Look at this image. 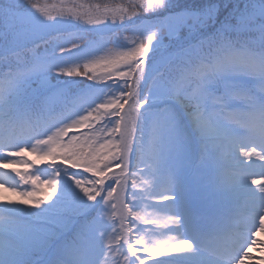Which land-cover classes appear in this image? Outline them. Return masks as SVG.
I'll return each instance as SVG.
<instances>
[{
  "label": "snow or ice",
  "instance_id": "snow-or-ice-1",
  "mask_svg": "<svg viewBox=\"0 0 264 264\" xmlns=\"http://www.w3.org/2000/svg\"><path fill=\"white\" fill-rule=\"evenodd\" d=\"M73 20L82 31L56 30ZM106 25L146 39L101 55L111 38L90 30ZM73 53L83 59L61 62ZM193 137L230 201L222 217L185 199L169 167ZM0 150V168L81 174L61 196L58 178L16 171L31 191L6 190L36 211L0 215V264H243L244 231L264 225V0H147L130 16L0 0ZM145 206L172 242H153Z\"/></svg>",
  "mask_w": 264,
  "mask_h": 264
},
{
  "label": "rangeland",
  "instance_id": "rangeland-1",
  "mask_svg": "<svg viewBox=\"0 0 264 264\" xmlns=\"http://www.w3.org/2000/svg\"><path fill=\"white\" fill-rule=\"evenodd\" d=\"M35 3L38 5L46 8L49 12H52L53 10L60 11L63 10L64 12H67L68 9H72L73 11H80L84 12L87 11L92 14H99L104 13L105 11L109 13H115L117 16L120 14H123L125 16L126 13H131V11H126L124 8H116V9H107V10H95L93 11L89 5L85 6L80 2V0H35ZM77 9V10H76ZM124 9V10H123ZM102 31L112 32L113 30L117 31V34H120L123 30L122 27H117L114 25H106L101 28ZM136 37L139 36L138 33H136L133 29L124 30L123 33V39L124 41H128L133 36ZM108 37V36H104ZM120 42V41H119ZM115 53L109 52L106 55H114ZM255 160V157H253ZM195 156L192 155V152L187 145V142L185 141L178 150L173 154V156L170 159V168L178 173L177 177L180 179V185L182 187L183 196L186 198V196L193 190H197L200 194L206 197L207 204L208 199L209 202L213 206V194H219L215 187L213 182L210 179L209 176V167L205 165H196L194 164ZM259 169V168H258ZM260 171V170H259ZM183 172V173H182ZM182 173V174H181ZM181 174V175H179ZM14 174L11 172L10 168H0V182H6L10 178H14ZM51 178L53 179L54 176L51 175ZM260 178V177H256ZM31 185V184H29ZM255 186V185H254ZM256 187V186H255ZM0 200L2 198L0 197ZM5 200L2 201L3 204H5ZM208 204V206H210ZM112 212V210H110ZM114 215V216H113ZM120 212L119 209L112 212V219L111 220H117L119 219ZM111 220L109 222H111ZM259 221L256 223L258 224ZM125 223H128L127 220H125ZM259 225V224H258ZM263 225L257 226L255 230L253 231V242H251L248 239H245L246 241V247L244 249L245 252L242 253L240 256V260L243 261V264H264V232L260 231V227ZM244 241V243H245ZM178 242V237H177ZM250 249V250H249ZM246 253V256L244 255Z\"/></svg>",
  "mask_w": 264,
  "mask_h": 264
},
{
  "label": "trees",
  "instance_id": "trees-1",
  "mask_svg": "<svg viewBox=\"0 0 264 264\" xmlns=\"http://www.w3.org/2000/svg\"><path fill=\"white\" fill-rule=\"evenodd\" d=\"M80 2L82 4H84L85 6L89 5L93 11L100 10V9L107 10V9H116V8L121 9V8H124L127 12L131 11V13H128V14L126 13L127 16H130L134 12H139L141 10V8L147 3V0H80ZM238 2L241 5H243L245 0H238ZM59 12L60 11H56V12H52L51 14L57 15ZM65 13H67V12H65ZM145 14H147L146 10H145ZM65 18H67V17H65ZM58 23L60 25H63L64 27L58 28L56 30L57 31H64L66 34L67 33H71V32H75V31H78V30H81V31L83 30L82 26L80 24L75 23V20H73V21H59ZM90 31H92L94 36H108V37L111 38V40L105 42V47H104V50L101 53V55H106L109 52H113V53L116 54V53H118L120 51L129 50L135 45V43L138 40L146 39V37H140V36H137V35L135 37L134 36L135 34H133V36L128 41V43H125V46L113 47L112 43L114 42V39H116L117 37H120V36L123 37L124 29L121 30L122 32H120V34H117L116 33L117 31H115V30H113L112 32L102 31L101 28L100 29H95V30H90ZM73 42H74V38L72 36H67V43L70 44V43H73ZM166 43H167V41H166ZM118 44H119V42H118ZM82 59H83L82 56H80V55H78L76 53H73V54L63 58L61 62L62 63L67 62V64L71 65V64L80 62ZM81 87H83L85 89H88V90H92L96 86L92 85L90 82H83L81 84ZM100 87H103V85H100ZM97 127L99 128V125ZM82 131H87V130H82ZM97 135H99V132H97ZM32 143L34 144L35 141H32ZM32 156H35V155H32ZM49 163H51V162L50 161L42 162V163H40V165L41 166H46V164H49ZM56 163L59 164V161H57ZM64 167H68V166L64 165ZM143 167H144V165L142 164L141 165V170L143 169ZM75 170L76 169H73V170L72 169H64V168L59 167V166L54 168V171L56 173L60 172L59 178H62L61 179V182H62V185H61V196H67V195H69L72 192L73 185H72V182L69 179V177L72 176L75 173ZM75 174L77 176H81L80 173H75ZM85 175H90V173L89 174H85ZM135 175L137 177L138 182L141 183V184H143L146 181L148 183L151 182L149 177L143 176L141 174V172H136ZM21 199H23V198H21ZM22 205H24V207H25L24 210H26L28 212L36 211V210H34L32 208L31 204H28V205L22 204ZM142 214H144V215L152 214L154 216V218H157V213H155L152 208L147 207V206L144 207ZM158 223H159V220H158ZM157 226H158V224H157ZM141 254H143V253H141Z\"/></svg>",
  "mask_w": 264,
  "mask_h": 264
}]
</instances>
